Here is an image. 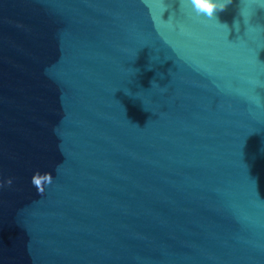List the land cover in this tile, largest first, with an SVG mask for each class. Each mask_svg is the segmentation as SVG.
Returning a JSON list of instances; mask_svg holds the SVG:
<instances>
[{"label":"water","instance_id":"95a60500","mask_svg":"<svg viewBox=\"0 0 264 264\" xmlns=\"http://www.w3.org/2000/svg\"><path fill=\"white\" fill-rule=\"evenodd\" d=\"M258 26L257 0H0V264H264Z\"/></svg>","mask_w":264,"mask_h":264},{"label":"clouds","instance_id":"9594fccd","mask_svg":"<svg viewBox=\"0 0 264 264\" xmlns=\"http://www.w3.org/2000/svg\"><path fill=\"white\" fill-rule=\"evenodd\" d=\"M232 3V0H182V7L190 8L196 17H206L208 19L217 20L218 14L227 10L228 6ZM257 3L260 5V9L264 10V3ZM241 16L245 18L246 22H250V14L245 15L243 12ZM226 25V24H224ZM236 21L233 27H237ZM255 30L264 31V26H258ZM138 71V70H137ZM257 104L260 103L259 97H254ZM54 177L51 172L40 173L35 172L31 178L32 185L37 189L38 193L43 194L46 191V187L53 183ZM13 179L9 177L7 181L0 182V188L5 186L11 187Z\"/></svg>","mask_w":264,"mask_h":264}]
</instances>
